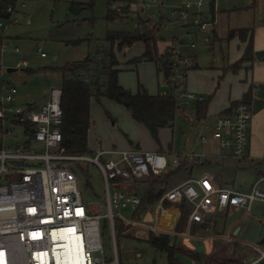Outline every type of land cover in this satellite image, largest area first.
Listing matches in <instances>:
<instances>
[{
	"label": "built area",
	"instance_id": "built-area-1",
	"mask_svg": "<svg viewBox=\"0 0 264 264\" xmlns=\"http://www.w3.org/2000/svg\"><path fill=\"white\" fill-rule=\"evenodd\" d=\"M147 7L155 2L165 4L166 0H143ZM203 0H176L172 4L171 16L176 18L179 34L169 39L163 55L168 64L160 63L159 68L165 76L166 88L161 92L171 97L177 106H190L192 101H204L187 89V78L196 67L194 51L199 36L205 43L211 38L207 31L215 25V20L204 21L196 12ZM8 17L0 18V37H7L8 27L18 21L17 6L7 8ZM152 25V19L148 21ZM146 26V27H144ZM140 32L147 25H138ZM183 30H185L183 32ZM2 43V53L7 50ZM15 52L20 48L16 46ZM40 55L46 52L39 46ZM29 66L27 60L18 61L17 69ZM18 89L4 87L0 91V130L9 133L6 124L23 126L25 141L17 146L0 147V264H67L63 253L66 242L76 249L75 257L79 264H121L116 242L117 219L127 224L137 225L135 219L122 216L124 208L136 209L142 198L126 189H117L114 185L134 182L152 174L168 173L171 165L178 166L184 161L202 159L203 155L184 152L169 157L161 151H147L137 148L98 149L95 152L79 153L68 149L62 132L63 108L61 87L53 88L50 97L40 108L22 107L17 104ZM250 113L246 102L235 104L227 114L217 116L212 135L219 141L223 150H228L238 159L247 154ZM206 140V136H203ZM264 161V159H263ZM84 164L95 165L103 179L106 191V212L89 204L79 189L77 173ZM264 179V176L263 178ZM188 181L166 190L156 207L164 208L166 201H186L193 205L191 219L197 223L206 221L203 211L205 199L217 193V205L247 207L256 202H264V189L257 185L249 192L234 191L229 188L210 191L205 189L202 195L194 182ZM113 185V190H112ZM102 206V207H103ZM151 216V212L148 213ZM148 216V215H147ZM146 216L145 219H148ZM114 239V256L106 253L103 239V221ZM151 219V218H150ZM65 230L66 237L61 233ZM135 257H143L136 251ZM264 257V251L262 257ZM257 259H246L244 264H256ZM193 264H200L193 260Z\"/></svg>",
	"mask_w": 264,
	"mask_h": 264
},
{
	"label": "rangeland",
	"instance_id": "rangeland-1",
	"mask_svg": "<svg viewBox=\"0 0 264 264\" xmlns=\"http://www.w3.org/2000/svg\"><path fill=\"white\" fill-rule=\"evenodd\" d=\"M175 2L176 0H166L165 4L155 2L148 8L147 2L143 0H19L16 13L18 21L8 27L5 39L0 37V87L2 84L16 86L18 105L22 107L34 105L40 108L48 93L53 88L61 87L64 77L74 76L71 72L64 73L62 67L67 62L81 60L88 56L94 60L89 67L90 72L81 70L79 77L88 80L96 77L101 85H106L108 75L105 66L110 63V55L107 56V52L113 50L117 60L120 63H126L130 59L139 57L140 51L146 48L143 41H137L122 48L118 46V43L113 46L106 40L108 33H140L138 23L142 19L143 25H147L148 29H155L157 49L161 53L164 41L180 33L177 28L178 23H175L176 18L171 16L172 4ZM72 4L77 8L84 6L85 8L74 13L70 10ZM110 10L113 11L114 18L109 17ZM195 11L200 13V18L204 21L215 20V25L207 31L211 42L205 43L202 40L203 36H199L200 40L194 52L200 60L215 56L216 63L223 65L229 57L239 55L245 41L238 32L231 36L233 30L250 28L254 33L255 41L264 44V0H203V5ZM151 19L150 26L148 21ZM234 36L240 39L241 45L235 44L238 40ZM75 41L79 43L73 44ZM3 42H6L8 46L4 53L1 51ZM16 46L20 48L19 52L14 51ZM39 46H42V51L46 52V57L40 55ZM24 60L29 62V66L14 72L8 71L9 67L16 68L17 62ZM129 62L131 64H126V70L119 71V83L132 93H137L142 86L148 92L157 91L160 73L157 72L155 61H143L137 66L132 64L135 63L133 60ZM229 73L232 72L226 70L220 74L218 71L222 77L216 78L217 80L221 78V83L225 82V77L227 78ZM241 73L237 74L239 79H241ZM235 75V72L231 74L225 83H235L237 81ZM186 114L189 115L188 111ZM186 114L181 111L176 114L174 122L167 126L166 140L177 135L178 144H182L191 132L196 131L194 134L198 135L197 120L191 121ZM91 121L88 134L89 149L95 145L97 138L107 144L112 142L119 146H127L126 148L138 142L141 143L142 148H145L143 144L145 140L153 144L157 141L147 126L133 117L125 104L108 97H102L100 101L93 99ZM6 128L10 130V134H3L0 130V147L4 145L14 147L25 141L23 126L7 123ZM158 140L160 141V138ZM86 169L77 173L79 189L85 201L100 208L103 214L106 212L103 204L106 203L107 196L102 175L93 164L86 166ZM174 180L180 181L181 175L174 177ZM124 185L129 190L132 187L125 182L114 186L122 189ZM166 185L168 184L164 186ZM136 187L140 190L142 184L138 182ZM135 212L136 209L132 208L121 210L122 216L127 219H134ZM167 226L161 225L159 229H169ZM127 229L129 230L125 232ZM127 229L125 228L124 232L117 231L116 242L121 264L168 263L166 252L156 250L147 241L137 239L135 236L139 233L137 228ZM103 233L106 253L112 258L115 246L110 227H103ZM174 245L180 249V243ZM194 245L202 251V243L194 242ZM139 250L144 253V258L141 260L135 257L136 251ZM175 256L184 264H191V256L185 252L178 250Z\"/></svg>",
	"mask_w": 264,
	"mask_h": 264
},
{
	"label": "crops",
	"instance_id": "crops-1",
	"mask_svg": "<svg viewBox=\"0 0 264 264\" xmlns=\"http://www.w3.org/2000/svg\"><path fill=\"white\" fill-rule=\"evenodd\" d=\"M234 37L238 40L237 36ZM239 40L235 43L236 45L238 43L242 44ZM164 42L160 54L164 53L169 40H165ZM242 45L244 47L240 54L232 58L229 57L228 61L223 65L222 63H216L215 56L207 60H200L197 53L194 52L197 65L188 75L187 89L202 95L204 101H192L190 106L183 104L180 106L176 105L174 120L179 111L184 114L188 111L189 115L186 114V117L191 121L197 120L198 135H195L196 131H193L194 133L191 132L182 144H178L177 135L166 140V134H168L167 127H163L159 130V142L155 141L153 144L147 143L145 140L143 142L146 146L145 148H142L139 142L129 145L128 148L161 151L169 157L184 152L198 155L204 154L203 160L199 162H183L180 166L171 165L168 170L170 174L164 183V185H168H163L164 189L167 187L166 190H169L172 187L192 180H197L194 183L202 195H204L205 189L215 191L217 189L229 188L234 191L249 192L255 185L264 189V179H262L264 176V52L259 56L257 55V51H264V44H259L254 39L253 55H251L249 60L242 61L240 66H238L236 63L242 58L247 47V42H244ZM145 50L146 48L144 51H140L141 55L139 57L145 53ZM130 60L126 63L119 62L117 68L120 72L126 70V64H131ZM143 61H147V59L143 58L139 62L132 64L137 66ZM155 66L157 72L160 73V78L157 80L158 90L154 92L149 91L151 95H157L166 88L165 73L163 74L156 62ZM219 68L220 70H218ZM17 70L21 69L8 68L9 72ZM226 70L232 73H229L230 75L228 74L227 78L224 75L225 82L235 72L237 78L235 83L227 84L224 81L221 83V78L217 80L216 77H222L220 74ZM218 71L220 74H218ZM238 72H242L241 79L237 77ZM86 80L88 79L86 78ZM4 87L8 86L2 84L0 91ZM49 97L50 92L41 106L48 101ZM93 99L95 97L91 98L90 111ZM239 101H245L249 107V113H251L247 154L243 159H238L230 151L223 150L219 141L212 135L217 116L229 113L234 103ZM31 106L36 108L34 105ZM203 136H206L205 141L203 140ZM126 147L112 142L107 144L102 139L97 138L91 151L93 153L98 149H128ZM179 174L181 175V180L176 182L174 177ZM152 179L153 176H147L138 181L125 182L129 183L133 188L131 187L129 190L124 185V189L142 198L151 187H160L159 183L152 186ZM138 182L142 184L140 190L136 187V183ZM217 199V193L212 192L204 201L203 211L206 221L203 224L209 226L207 231L197 228L202 223L192 221L191 213L194 208L192 204L186 201H166L164 208L160 210L156 207V203L160 198L154 206L149 207L146 211L142 213L136 211L134 219L137 225H129L130 228H137V232H139L135 235L137 239L147 241V243L151 233L157 236L167 234L170 237L171 245L180 243V249L198 252L200 258L191 257V264H193V260H198L200 264L202 262L205 264H244L246 259H260L256 264H264V257L261 258L264 251V202L256 201L250 208H237L234 206L220 208L217 205ZM167 210L176 214L173 228L159 229L161 226L160 219L163 212ZM150 212L152 213L151 219H145ZM195 228L196 231H194ZM128 230H125V232ZM194 242L203 244L201 247L202 251L198 250L199 248L194 245ZM142 254L143 257L138 258L139 260L144 258V253L142 252ZM185 254L188 253L185 252ZM229 259H232V261ZM182 263L180 261V264Z\"/></svg>",
	"mask_w": 264,
	"mask_h": 264
},
{
	"label": "trees",
	"instance_id": "trees-1",
	"mask_svg": "<svg viewBox=\"0 0 264 264\" xmlns=\"http://www.w3.org/2000/svg\"><path fill=\"white\" fill-rule=\"evenodd\" d=\"M19 0H0V17H8L9 13L7 8L10 5L18 6ZM85 8V6L83 7ZM113 11H109V17L114 18ZM139 25H143L142 19ZM139 29V28H138ZM250 28H242L239 30H233L231 36L234 34H241V37L247 42V47L242 58L236 63L240 66V63L244 60H249L251 55L254 53V33L251 32ZM106 40L111 45L118 43L120 48L124 46H130L137 41H143L146 45L145 53L141 57L132 59L133 62L137 63L143 58L147 60L155 61L159 67L160 63L167 66V57L160 54L157 49L155 29H145L140 33H128V32H109ZM79 41L73 42L78 44ZM112 47V46H111ZM113 51V50H112ZM107 52L106 55H110V63L105 66V71L108 75V82L106 85H101L97 78L93 80H86L79 77L81 70H87L90 72L89 67L94 60L91 57H86L81 60L67 62L62 70L64 73L71 72L74 76L64 77L61 88L62 94V108H63V123L62 132L64 135V143L70 151L86 153L92 152L88 147V134L91 124V111L90 103L91 98L95 97L97 100H101L102 97H108L117 102L123 103L132 113L133 117L145 124L151 131L153 137L159 141V130L163 127L170 126L174 120L176 113V103L171 97H166L161 93L157 95H151L146 88L143 86L138 90L137 93L125 89L118 80L119 69L116 66L119 65V61L113 52ZM240 102V101H239ZM239 102L234 103L238 104ZM245 102V101H244ZM203 159L195 161H182L183 162H199ZM86 166L83 165L82 171H86ZM170 173L161 175H150L153 176L152 186L159 183L160 187H151L143 196L142 201L137 212L142 213L149 207L154 206L159 198L163 196L166 189L163 184L165 179L168 178ZM1 182V179H0ZM176 218L175 212L164 211L161 217V225H168L169 229L173 228L174 220ZM116 224V237L117 231L124 232V229L129 228L130 225L126 224L121 219L115 221ZM103 227H108V220L103 221ZM199 230L207 231L209 226L206 224H199L197 227ZM196 231V228L194 229ZM148 244L159 251L166 252L168 254L167 264H180L179 259L175 256L176 251L187 252L193 258H200L198 252L189 250L177 249L175 245L170 244V237L167 234H161L159 236L151 233ZM232 261V259H229ZM235 261V260H233ZM241 264V263H239Z\"/></svg>",
	"mask_w": 264,
	"mask_h": 264
},
{
	"label": "bare ground",
	"instance_id": "bare-ground-1",
	"mask_svg": "<svg viewBox=\"0 0 264 264\" xmlns=\"http://www.w3.org/2000/svg\"><path fill=\"white\" fill-rule=\"evenodd\" d=\"M61 233L66 237L65 230H61ZM63 253L67 259V264H79L81 261L77 257L74 256L76 253V249L73 247V245L69 242H66L65 248L63 250Z\"/></svg>",
	"mask_w": 264,
	"mask_h": 264
},
{
	"label": "water",
	"instance_id": "water-1",
	"mask_svg": "<svg viewBox=\"0 0 264 264\" xmlns=\"http://www.w3.org/2000/svg\"><path fill=\"white\" fill-rule=\"evenodd\" d=\"M82 9H83V7H81V8H77V7L74 6V4H72L71 7H70V10H71L72 12H74V13L80 12ZM263 52H264V51H257V55L259 56V55H261ZM147 218L150 219L151 216L148 214Z\"/></svg>",
	"mask_w": 264,
	"mask_h": 264
}]
</instances>
